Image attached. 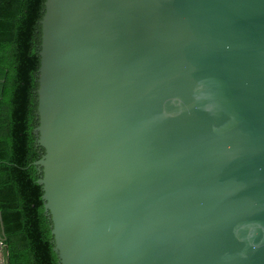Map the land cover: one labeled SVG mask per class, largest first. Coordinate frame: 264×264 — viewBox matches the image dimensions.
<instances>
[{
	"label": "water",
	"instance_id": "water-1",
	"mask_svg": "<svg viewBox=\"0 0 264 264\" xmlns=\"http://www.w3.org/2000/svg\"><path fill=\"white\" fill-rule=\"evenodd\" d=\"M39 26L58 264H264V0H44Z\"/></svg>",
	"mask_w": 264,
	"mask_h": 264
},
{
	"label": "trees",
	"instance_id": "trees-1",
	"mask_svg": "<svg viewBox=\"0 0 264 264\" xmlns=\"http://www.w3.org/2000/svg\"><path fill=\"white\" fill-rule=\"evenodd\" d=\"M44 0H0V240L5 264H58L32 163Z\"/></svg>",
	"mask_w": 264,
	"mask_h": 264
},
{
	"label": "built area",
	"instance_id": "built-area-1",
	"mask_svg": "<svg viewBox=\"0 0 264 264\" xmlns=\"http://www.w3.org/2000/svg\"><path fill=\"white\" fill-rule=\"evenodd\" d=\"M6 252H5V244L0 240V264L5 263Z\"/></svg>",
	"mask_w": 264,
	"mask_h": 264
},
{
	"label": "rangeland",
	"instance_id": "rangeland-1",
	"mask_svg": "<svg viewBox=\"0 0 264 264\" xmlns=\"http://www.w3.org/2000/svg\"><path fill=\"white\" fill-rule=\"evenodd\" d=\"M6 258V257H5ZM5 264V263H4Z\"/></svg>",
	"mask_w": 264,
	"mask_h": 264
}]
</instances>
